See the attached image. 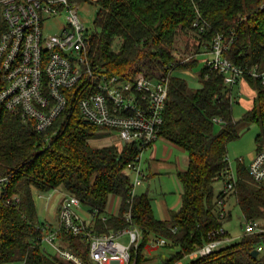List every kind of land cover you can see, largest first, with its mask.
<instances>
[{
  "label": "trees",
  "instance_id": "16d2710c",
  "mask_svg": "<svg viewBox=\"0 0 264 264\" xmlns=\"http://www.w3.org/2000/svg\"><path fill=\"white\" fill-rule=\"evenodd\" d=\"M95 2L99 9L94 29L88 33L93 65L131 79L162 80L170 74L160 136L183 148L189 157L187 168L177 173L181 205L161 219L148 193L136 194L131 200L127 166L136 159L139 147L93 145L92 140L102 134L73 102L46 131H38L32 120L25 121L20 112L0 104V177L9 176L0 196V264H74L43 247V237L54 226L40 219L34 193L60 186L75 194L87 209H99L94 227L100 232L124 227V214L132 205L134 221L143 232L138 252L132 250L138 264L147 259L145 250L156 238H165V245L175 249L160 264H173L208 242L212 232L223 226L220 198L226 204L227 197L234 195L245 218H264V183L255 181L241 160L233 188L227 194L223 190L216 194L214 188L218 180H231L227 178L231 171L228 143L239 136V124L257 123L264 131V84L261 77L249 73L251 69L264 71V0ZM197 9L208 22L203 32L194 26ZM217 33L228 44L224 55L245 70L237 83L245 80L256 91L253 107L240 119L233 114L234 85L227 84L225 74L208 64L205 54ZM178 69L198 70L201 86L190 87L175 73ZM215 117L222 119L219 131ZM256 141V151L264 149V133ZM112 196L121 198L117 214L107 213ZM15 197L18 202L12 201ZM59 237L62 247H69L85 264H94L82 235L61 232ZM259 243L258 236L245 235L185 264H264V252L258 258L252 255Z\"/></svg>",
  "mask_w": 264,
  "mask_h": 264
},
{
  "label": "built area",
  "instance_id": "2783aa9c",
  "mask_svg": "<svg viewBox=\"0 0 264 264\" xmlns=\"http://www.w3.org/2000/svg\"><path fill=\"white\" fill-rule=\"evenodd\" d=\"M82 1L95 0H0V104L11 112H20L25 121L32 120L38 131H46L60 116L66 106L73 102L83 117L96 125L103 136L92 142L103 141L106 145L136 144L139 153L127 168L131 175V200L138 194L137 186L145 177L141 165L143 152L159 139L164 121V110L169 92L170 74L162 80L147 76L136 79L111 75L103 72L90 62L88 54V29L80 20L76 8ZM68 10L70 29L60 33L44 34V16ZM208 22L197 9L194 26L205 31ZM206 52L208 64L225 74L229 85L237 83L245 70L224 55L228 44L223 35L217 33ZM254 77H261L264 84V71H249ZM214 121L221 127L222 119ZM255 181L264 183V149L256 151L248 165ZM223 192L230 191L237 177L229 173ZM9 176L0 177V196L3 195ZM130 200V201H131ZM13 202H18L15 197ZM10 202V200H8ZM225 199L218 200L221 219L227 217ZM80 199L66 193L58 207V222L54 230L43 237V242L52 246L56 255L65 263L85 264L69 247L59 243L60 233L82 235L89 244L90 257L94 264H138L132 259V250L138 252L143 240V232L133 218L132 205L125 212L126 225L119 229L97 231L94 220L99 209L90 210L91 222L87 223L80 213ZM106 221L107 216L101 215ZM213 236L200 248L187 254L173 264L207 256L229 245L233 238L222 226L212 232ZM220 234L219 237H215ZM128 236V242L121 240ZM245 235H256L260 243L256 249L264 252V218H246ZM165 238L153 239L149 246H163ZM147 249L145 255L147 257Z\"/></svg>",
  "mask_w": 264,
  "mask_h": 264
},
{
  "label": "rangeland",
  "instance_id": "374dc122",
  "mask_svg": "<svg viewBox=\"0 0 264 264\" xmlns=\"http://www.w3.org/2000/svg\"><path fill=\"white\" fill-rule=\"evenodd\" d=\"M74 0H71L73 3ZM73 7L77 9L80 20L84 23L85 27L88 31H92L94 29V20L98 13L99 6L96 2L91 1H82L79 3L78 7L73 4ZM68 10H60L58 14L51 16H44L42 29L44 34H54L60 33L63 29H70L71 26L68 22ZM183 40L181 39V42ZM176 74L184 77L189 86L192 88H198L201 86V82L199 80V71L195 69H187V70H176ZM234 104H233V114L235 119H240L242 115L251 109L254 105V97L256 91L250 87L244 80H240L239 83L234 84ZM220 125L216 124V130L219 131ZM239 136L235 139H232L228 143V159L231 166V173L236 175L237 171V162L241 160L245 165H249L252 161L253 157L256 154L257 148V135L263 134L264 131L262 127L257 123H242L238 126ZM164 139H160L159 143ZM93 145L101 146L103 145L101 142H94ZM174 148L173 151L164 152L163 148L160 147L158 152V156L154 159L151 157L152 146L146 149L141 156V165L144 170L145 176L147 173H151L158 167V171L160 174H152V177L143 178V183L140 186H137L136 192L139 193H148L153 200L154 208L156 211V215L158 216L161 212L158 210L157 200L167 203L168 209L171 208L173 210L178 209L180 207L181 201V186L177 181L175 176L174 167H183L185 164V154H187L184 149H182L178 145H172ZM165 150V149H164ZM168 155V158L164 159V156ZM164 160H168L163 161ZM173 165H172V163ZM177 165V166H176ZM155 173V172H154ZM227 178H230L229 175ZM225 182L223 180H218L215 182L214 188L215 193L217 194L221 190L225 188ZM144 187V189H142ZM41 192L35 191L34 196L39 209V217L41 220H46V212L43 208L44 201H51L53 198L54 192H52V197H40ZM120 198V197H119ZM117 203V202H116ZM162 203H160L161 205ZM53 205V204H52ZM164 206V205H163ZM53 207V206H52ZM113 210H117V205L113 206ZM157 207V208H156ZM41 208L43 211H41ZM54 208V207H53ZM225 208L227 211L231 212V217L227 216L223 219V227L228 231L229 235L233 238L232 241H229L227 244L235 243L239 241L245 233V221L240 206L237 203L236 197L234 195L228 196L225 204ZM86 206H81L79 209V213L81 217L86 220L87 223L91 222V217L87 212ZM122 241L128 242V236L125 235L121 238ZM43 247L49 252L56 254L55 249L47 243H43ZM175 251L174 247L169 245L163 246H149L147 249V259L143 262V264H160L164 258L169 257L171 253ZM262 254H260L261 256ZM187 262V261H186ZM12 264V263H7Z\"/></svg>",
  "mask_w": 264,
  "mask_h": 264
},
{
  "label": "crops",
  "instance_id": "0c3cea01",
  "mask_svg": "<svg viewBox=\"0 0 264 264\" xmlns=\"http://www.w3.org/2000/svg\"><path fill=\"white\" fill-rule=\"evenodd\" d=\"M245 81V80H244ZM245 83H247V81H245ZM248 84V83H247ZM249 85V84H248ZM101 133V132H100ZM102 136L104 135V133H101ZM160 139H164L163 141H161L159 143V140ZM102 143L103 145L101 146H105L106 145V142H103V141H99V143ZM172 145H175L173 144L172 142H170L169 140L165 139L164 137H160L159 139L156 140V142L152 145V150H151V157L154 159L155 157L158 156V152L160 150V147L163 148V151L164 152H169V151H173L172 149L174 148ZM165 149V150H164ZM183 149V148H182ZM169 150V151H168ZM185 151V150H184ZM186 152V151H185ZM187 153V152H186ZM185 165L183 167H177L173 170H175V176L177 178V181L179 182L178 180V176H177V173L179 171H182V170H185L188 166V163H189V157H188V154H185ZM168 158V155L164 156V159ZM163 161H166L164 160ZM168 161V160H167ZM166 161V162H167ZM172 163V161H171ZM173 165V163H172ZM158 167L157 169H155L154 171H152L151 173H147V178H150L152 177V174H160L159 171H158ZM155 172V173H154ZM179 185L181 186L180 182H179ZM142 189H144V187H142ZM182 190V188H181ZM52 192H54L53 194V198H51V201L47 202V201H44L43 202V208H44V211L42 210L41 208V211H43L45 213V211H50V212H46V221L47 223H50V224H53V226H55L58 222V207L61 203V200L63 199L64 195L66 194V190L63 188V187H58L54 190H51L49 192H45V193H41L40 194V197L43 198L45 197L46 194L47 197H52ZM117 202V203H116ZM160 203H162L160 205ZM53 204V205H52ZM115 204L117 205V210H113L115 206ZM120 204H121V198H119V196H112L111 199H110V204H109V207L107 208V213H111V214H117L118 211H119V208H120ZM157 205H158V210L161 212L157 217L161 218V219H167L169 217V214H170V211L173 210L171 208L168 209L167 207V203L164 201H160V200H157ZM164 205V206H163ZM180 205H181V201H180ZM54 208H53V207ZM153 208H154V204H153ZM157 208V207H156ZM179 209V207H178ZM154 211H155V208H154ZM157 211V210H156ZM156 211H155V214H156ZM85 212H87L88 214L90 213V210L89 209H85ZM158 212V211H157Z\"/></svg>",
  "mask_w": 264,
  "mask_h": 264
},
{
  "label": "water",
  "instance_id": "95a60500",
  "mask_svg": "<svg viewBox=\"0 0 264 264\" xmlns=\"http://www.w3.org/2000/svg\"><path fill=\"white\" fill-rule=\"evenodd\" d=\"M252 255L254 256V258H258V256L260 255V253H259V251L257 249H254L252 251ZM259 264H261V263H259Z\"/></svg>",
  "mask_w": 264,
  "mask_h": 264
}]
</instances>
